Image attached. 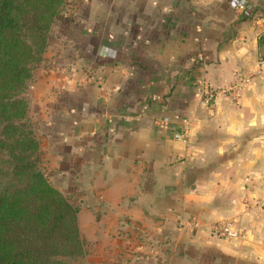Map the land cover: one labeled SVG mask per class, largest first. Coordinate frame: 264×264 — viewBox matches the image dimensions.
<instances>
[{
    "label": "crops",
    "instance_id": "0c3cea01",
    "mask_svg": "<svg viewBox=\"0 0 264 264\" xmlns=\"http://www.w3.org/2000/svg\"><path fill=\"white\" fill-rule=\"evenodd\" d=\"M78 1L28 90L56 188L112 221L115 263L264 264V78L224 93L264 70V0Z\"/></svg>",
    "mask_w": 264,
    "mask_h": 264
},
{
    "label": "trees",
    "instance_id": "16d2710c",
    "mask_svg": "<svg viewBox=\"0 0 264 264\" xmlns=\"http://www.w3.org/2000/svg\"><path fill=\"white\" fill-rule=\"evenodd\" d=\"M68 1L0 0V264H68L88 254L79 208L41 167L25 98Z\"/></svg>",
    "mask_w": 264,
    "mask_h": 264
},
{
    "label": "rangeland",
    "instance_id": "374dc122",
    "mask_svg": "<svg viewBox=\"0 0 264 264\" xmlns=\"http://www.w3.org/2000/svg\"><path fill=\"white\" fill-rule=\"evenodd\" d=\"M78 3H79L78 0L68 1V5L66 6L62 17L57 21L55 25L54 31L52 32V35H51L50 42L55 43L56 39L57 40L64 39L63 34L66 33L65 31L66 29H62V22L66 20H70V19L72 20L75 14L74 10L75 8L78 7ZM85 8L82 10L83 14L84 13L87 14L88 12V9L87 8L85 9ZM60 35H62V37ZM45 62L39 69H42L45 66ZM39 69L35 72L34 80L32 81L31 84H33V82L35 81V77L37 76V72L39 71ZM28 90L25 93V98L29 101L31 105V101L28 98ZM29 116L33 124H35L33 108L31 106H30ZM40 159H41V167L44 170L45 174L50 179L52 184L55 187H58L56 180L53 178V176L55 175L52 176V174H54L53 171H50L48 167H45L46 159L43 157V152L41 153ZM58 190L62 192L69 199V201L73 204V206L79 208L80 210L79 225H80L81 234L85 241L86 249L88 252L85 258L75 259V260H66L67 263L68 264H121L120 262L115 263L116 261L115 252L116 250L121 249V240L119 239L121 237V234L112 232L110 226H105V224L106 225L112 224V221L109 220V218L93 215V212L88 210L90 209L89 203L76 199L73 195L63 192L61 188H59ZM115 248L116 250H114Z\"/></svg>",
    "mask_w": 264,
    "mask_h": 264
},
{
    "label": "built area",
    "instance_id": "2783aa9c",
    "mask_svg": "<svg viewBox=\"0 0 264 264\" xmlns=\"http://www.w3.org/2000/svg\"><path fill=\"white\" fill-rule=\"evenodd\" d=\"M240 9L250 10V7L246 4H241ZM256 78H264V70L262 67H259L256 72L246 77L237 78L236 81L231 85V87L225 90L224 93L231 96L234 100L239 101L244 96L246 89ZM204 87V103H206L207 105H211L215 102L216 95L214 92L209 91L206 85ZM191 127L192 126L190 124H186L183 128V132L178 137V140L188 142L191 138ZM213 232L218 238L231 242H241L246 239V234L236 230L232 224L215 226L213 227Z\"/></svg>",
    "mask_w": 264,
    "mask_h": 264
}]
</instances>
